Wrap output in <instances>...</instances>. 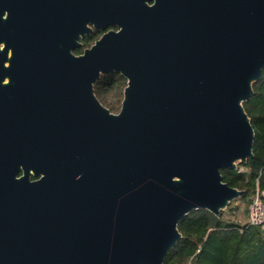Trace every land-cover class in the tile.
<instances>
[{"label":"water","instance_id":"water-1","mask_svg":"<svg viewBox=\"0 0 264 264\" xmlns=\"http://www.w3.org/2000/svg\"><path fill=\"white\" fill-rule=\"evenodd\" d=\"M6 12L60 42L87 22L120 30L13 70L36 93L0 133V264H165L186 215L244 195L221 170L254 157L244 102L264 69V0H0ZM111 73L127 80L117 113L95 92Z\"/></svg>","mask_w":264,"mask_h":264},{"label":"trees","instance_id":"trees-1","mask_svg":"<svg viewBox=\"0 0 264 264\" xmlns=\"http://www.w3.org/2000/svg\"><path fill=\"white\" fill-rule=\"evenodd\" d=\"M126 84L124 76L111 73L101 76L95 89L107 107L118 111ZM253 88L244 107L255 130L254 157L243 164L247 169L244 172L221 170L226 183L244 191L242 197L253 195L257 188L264 192V69ZM179 230L182 237L168 253L165 264H264V226L227 220L223 211L216 216L198 209L179 222Z\"/></svg>","mask_w":264,"mask_h":264},{"label":"flooded vegetation","instance_id":"flooded-vegetation-1","mask_svg":"<svg viewBox=\"0 0 264 264\" xmlns=\"http://www.w3.org/2000/svg\"><path fill=\"white\" fill-rule=\"evenodd\" d=\"M3 18L0 20V133L6 134L12 131L15 103L32 99L36 93L34 85L28 86L31 83H19L12 79L14 69H31L44 64H54L61 45L74 56L82 55L92 48L103 34L120 30V26L116 24H109L106 29H102L96 28L92 22H87L86 30L81 31L75 39L72 32L69 39L60 42L55 33L39 31L40 18H30L24 14L9 15L7 12ZM95 92L97 94L96 89ZM19 168L18 177L25 172L23 164L19 165ZM40 177L30 170V181H36Z\"/></svg>","mask_w":264,"mask_h":264},{"label":"rangeland","instance_id":"rangeland-1","mask_svg":"<svg viewBox=\"0 0 264 264\" xmlns=\"http://www.w3.org/2000/svg\"><path fill=\"white\" fill-rule=\"evenodd\" d=\"M121 108V107H120ZM113 111L115 113L119 112ZM253 195L242 197L237 200H234L227 209L223 211L224 218L227 220L237 221L240 223H246L247 216H249V208L252 203Z\"/></svg>","mask_w":264,"mask_h":264},{"label":"built area","instance_id":"built-area-1","mask_svg":"<svg viewBox=\"0 0 264 264\" xmlns=\"http://www.w3.org/2000/svg\"><path fill=\"white\" fill-rule=\"evenodd\" d=\"M237 170L239 172L246 171V167L238 163ZM264 192H261L259 188L256 189L253 194L252 203L249 208V223L256 226H264Z\"/></svg>","mask_w":264,"mask_h":264},{"label":"crops","instance_id":"crops-1","mask_svg":"<svg viewBox=\"0 0 264 264\" xmlns=\"http://www.w3.org/2000/svg\"><path fill=\"white\" fill-rule=\"evenodd\" d=\"M249 221V216H247V221L246 222H248Z\"/></svg>","mask_w":264,"mask_h":264}]
</instances>
